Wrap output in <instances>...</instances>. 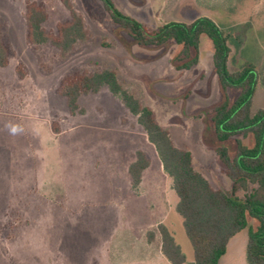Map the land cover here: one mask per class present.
Wrapping results in <instances>:
<instances>
[{
    "label": "rangeland",
    "instance_id": "obj_1",
    "mask_svg": "<svg viewBox=\"0 0 264 264\" xmlns=\"http://www.w3.org/2000/svg\"><path fill=\"white\" fill-rule=\"evenodd\" d=\"M43 3L46 32L68 20L60 0ZM25 0H0V22L11 55L0 67V264H169L160 252L161 224L186 262L192 250L176 196L144 132L106 87L78 98L82 112L69 113L55 88L73 71L109 68L123 87L148 106L173 144L191 153L192 165L214 188L231 190L214 148L207 112L223 98L211 62V43L202 35L198 62L174 68L180 47L140 46L114 24L99 0H70L87 39L59 56L25 39ZM121 13L150 28L205 16L227 35V69L264 64V0H113ZM19 71V72H17ZM236 90H228L233 101ZM264 109L259 84L251 112ZM8 123L22 125L10 135ZM55 129V130H54ZM238 139L248 146L251 136ZM229 150L234 141L222 143ZM142 151L149 166L136 188L128 165ZM251 187V186H249ZM238 190L235 196L242 198ZM255 220L247 218V225ZM152 233L148 241L147 233ZM246 228L232 236L218 264H246Z\"/></svg>",
    "mask_w": 264,
    "mask_h": 264
},
{
    "label": "trees",
    "instance_id": "obj_2",
    "mask_svg": "<svg viewBox=\"0 0 264 264\" xmlns=\"http://www.w3.org/2000/svg\"><path fill=\"white\" fill-rule=\"evenodd\" d=\"M99 1L111 21L136 44L160 47L171 41L178 45L180 49L172 61L177 70H189L196 65L200 36L209 39L213 71L223 98L207 112L208 127L219 143L214 152L224 174L231 181V190L212 187L194 169L191 153L173 144L168 130L156 122L148 106L123 87L115 70L73 71L61 78L55 93L64 98L67 110L74 114L82 112L77 102L79 97L95 94L106 87L136 118L147 141L153 146L163 172L171 180V189L176 196L174 209L181 218L184 235L192 250V260L186 262L172 234L165 226L157 225L160 252L169 264H218L226 252L229 239L245 228V263L264 264V109L251 112L256 86L259 84L264 88V64L259 70L244 63L238 69L229 71L228 35L208 17L200 16L188 23L169 21L150 28L118 11L113 0ZM60 2L68 11L69 18L58 23L55 31L46 32L42 27L47 13L41 2L25 0L23 19L25 39L29 44H47L64 58L78 42L87 39V32L70 0ZM10 55V46L0 22V67L7 65ZM228 90L237 91L233 101L227 96ZM249 135L252 139L250 146L236 137ZM230 138L234 141L231 150L222 144ZM148 166L146 155L136 151L134 160L127 167L133 188L138 186L142 172ZM238 190L244 192L242 198L235 196ZM247 218L255 220L256 224L248 226ZM147 235L150 241L152 233L148 232Z\"/></svg>",
    "mask_w": 264,
    "mask_h": 264
},
{
    "label": "clouds",
    "instance_id": "obj_3",
    "mask_svg": "<svg viewBox=\"0 0 264 264\" xmlns=\"http://www.w3.org/2000/svg\"><path fill=\"white\" fill-rule=\"evenodd\" d=\"M5 128L10 135H18L23 132L22 125L18 123H8L5 125Z\"/></svg>",
    "mask_w": 264,
    "mask_h": 264
},
{
    "label": "crops",
    "instance_id": "obj_4",
    "mask_svg": "<svg viewBox=\"0 0 264 264\" xmlns=\"http://www.w3.org/2000/svg\"><path fill=\"white\" fill-rule=\"evenodd\" d=\"M230 71V70H229Z\"/></svg>",
    "mask_w": 264,
    "mask_h": 264
}]
</instances>
